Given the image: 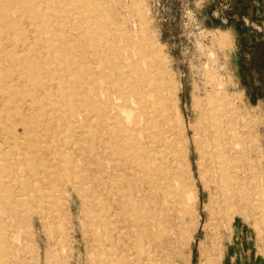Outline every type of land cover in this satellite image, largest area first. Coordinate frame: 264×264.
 <instances>
[{
	"label": "rangeland",
	"instance_id": "obj_1",
	"mask_svg": "<svg viewBox=\"0 0 264 264\" xmlns=\"http://www.w3.org/2000/svg\"><path fill=\"white\" fill-rule=\"evenodd\" d=\"M0 58V264H99L119 192L188 235L121 242L129 264H264V0H0ZM104 126L107 155L165 137L175 170L141 192L118 162L100 191Z\"/></svg>",
	"mask_w": 264,
	"mask_h": 264
},
{
	"label": "bare ground",
	"instance_id": "obj_2",
	"mask_svg": "<svg viewBox=\"0 0 264 264\" xmlns=\"http://www.w3.org/2000/svg\"><path fill=\"white\" fill-rule=\"evenodd\" d=\"M28 8H29V4H28ZM42 8H43V6H42ZM49 9H51V8H49ZM39 11H40L39 13H41V10H39ZM18 16H20V14ZM41 17H44V16H41ZM46 17H48V16L46 15ZM129 34H130V31H129ZM127 39L129 40L130 38H127ZM79 84H81V82ZM69 85H71V84H69ZM146 87H148V86H146ZM79 91H81V89ZM130 94H132V93H130ZM135 95H136V93H135ZM127 102H129V101H127ZM141 108H142V111L144 113H146L147 115L152 114V113H150V109H148L149 108L148 106L147 107H141ZM156 113H157V111H156ZM210 119H211V122H212V125H213V128H214V130L212 131L213 132V136L217 140V146H216L217 153L220 154V155H223L225 157L224 158L225 162H223L222 164L225 166L224 167L225 170L229 171V166H228V163H227L228 161L226 159V145H227V141H226V138L224 136L223 129H222V126H223L222 122L223 121L221 122L219 116L216 113H214V112L210 113ZM112 120H114V119H112ZM162 122H163V117H162ZM100 123H102V122H100ZM96 124H98V123H96ZM107 127L108 126H106V129H105V126H104L101 129L104 133L101 135L100 140H99V142H100V148H99V153H98L99 154V157H98L99 161H97V163H96V169L98 171H100V172H104L105 173V174L101 175V178L98 180L99 190L100 191L102 190L103 187L107 188V185H108L107 183H110L109 180L113 181L118 176L114 172V170L118 166H120V164H118V162L119 163L126 162V165L124 166L125 167V173H126L127 176L131 177L130 181L133 180V179H138L139 180V182L141 184V187H142L141 188V192H144V190L146 188H148V187H156L157 184H158V179L159 178L167 179L168 174H170L172 171L175 170V163H177V161H176L177 158L176 157H177V152H179V150H178V148L175 145H171V146L167 145V141L165 140V137H163V139L161 140L162 144H160V142L158 144V141H157V143H155V145L158 144V145H156L157 147H155V149H152L150 151L142 149L143 145L141 144V145H139V148L136 147V146H134V148H133V146H132L131 153L128 154L126 157L124 156L125 158H121V159L119 158L118 159L113 154L107 155L105 151L107 150L108 147L106 148V146L104 145L105 141L106 140H112V138H113L112 132H110V129L108 130ZM152 127H153V125H152ZM163 128H165V127H163ZM162 135H164V134H162ZM169 136H171L170 132H169ZM169 136L167 135L168 138H169ZM170 140H171V144H173L172 138H170ZM126 143H127V141H126ZM138 149H140V150H138ZM149 149H150V147H149ZM110 150H112V149H110ZM49 154H51V153H49ZM111 169H114V170H111ZM176 173H178V176H179V171L175 172V175H176ZM120 178H121V176H120ZM182 185H184V184H182ZM155 196L156 195H153V198H155ZM127 197H128V195H126V192H119L118 196L116 195L114 197V201L116 203L117 202L118 203L117 204H112L107 212H105L104 214L101 213V214L98 215V218H97L98 222L96 223L97 224L96 225L97 229H104L105 230L108 227L112 228V231H111V233L109 235H106V236L105 235L104 236L100 235L101 237L99 236L100 238L98 239V249L100 251L98 252V257H97V260H98L99 264H129V262L131 260L130 259L128 260L127 256L120 255V251H119L118 245L121 242H127L128 243V242L131 241V242H133L134 248L138 249L139 251L144 252L145 250H149V249H151L153 247L157 248L159 246V244L162 245L163 244L162 240H164L165 237H166V240L170 243V245H172L174 243V239H176V241L178 240V242H181V240H183V241L186 240V238L188 237L187 231H185L181 236H179V234L176 233V232H171L170 233V231L167 230L168 227L166 226L167 227L166 228L164 225H163V228H162L163 229V233H162V230L158 231V228H160L159 227L160 226V222L155 221V220L148 221L146 216H144V214L147 213V210H148V207L144 204L145 202L143 203V201H142V204H141V203L136 201L135 203H138V206H136L134 204L135 207L131 208L130 204H132V203H127ZM182 197H183V194H182ZM96 198H98V197L96 196ZM100 204H102V203L100 202ZM92 211H93V209H92ZM162 221H163V219H162ZM108 224L111 225V226H109ZM185 230H188V229H185ZM163 235H164V238H163ZM183 244H184L183 248H185L186 247L185 243H183ZM137 256L139 257V255H137ZM157 258H159V257H157ZM180 259H181L182 263H184V264L187 263V260H186V258H184L183 255H180ZM158 262L159 261L156 260V263H158Z\"/></svg>",
	"mask_w": 264,
	"mask_h": 264
},
{
	"label": "crops",
	"instance_id": "obj_3",
	"mask_svg": "<svg viewBox=\"0 0 264 264\" xmlns=\"http://www.w3.org/2000/svg\"><path fill=\"white\" fill-rule=\"evenodd\" d=\"M259 17H263V14H261ZM253 26L257 27L260 31L262 30V27L257 25V24H255V23H253Z\"/></svg>",
	"mask_w": 264,
	"mask_h": 264
},
{
	"label": "flooded vegetation",
	"instance_id": "obj_4",
	"mask_svg": "<svg viewBox=\"0 0 264 264\" xmlns=\"http://www.w3.org/2000/svg\"><path fill=\"white\" fill-rule=\"evenodd\" d=\"M256 3H257V4H256ZM255 5H256V6H260L261 3H260L259 1H258V2H255ZM258 10H260V9L257 8V11H258ZM257 11H256V15H257ZM260 12H261V10H260ZM261 14H263V13L261 12ZM257 16H258V15H257Z\"/></svg>",
	"mask_w": 264,
	"mask_h": 264
},
{
	"label": "water",
	"instance_id": "obj_5",
	"mask_svg": "<svg viewBox=\"0 0 264 264\" xmlns=\"http://www.w3.org/2000/svg\"><path fill=\"white\" fill-rule=\"evenodd\" d=\"M257 15L260 16L261 15V12L260 10L257 11Z\"/></svg>",
	"mask_w": 264,
	"mask_h": 264
}]
</instances>
